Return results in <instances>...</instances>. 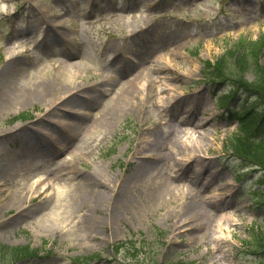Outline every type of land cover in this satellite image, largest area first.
Wrapping results in <instances>:
<instances>
[{"label": "rangeland", "instance_id": "1", "mask_svg": "<svg viewBox=\"0 0 264 264\" xmlns=\"http://www.w3.org/2000/svg\"><path fill=\"white\" fill-rule=\"evenodd\" d=\"M262 35L264 0H0V244L40 250L11 264H256L264 194L200 70Z\"/></svg>", "mask_w": 264, "mask_h": 264}, {"label": "trees", "instance_id": "2", "mask_svg": "<svg viewBox=\"0 0 264 264\" xmlns=\"http://www.w3.org/2000/svg\"><path fill=\"white\" fill-rule=\"evenodd\" d=\"M263 51L264 36L256 42H241L225 52L215 63L204 61L202 68V74L208 82L229 84L228 97L222 99L221 105L229 106V115L238 120L239 129L228 137L226 147L228 152L231 151L232 156L243 163V167L258 173L255 180L261 187L260 193H264V137L262 136L264 134V65L260 62ZM249 73L254 75L253 80L247 77ZM233 97L241 98L236 108H233L231 103ZM25 117L23 115L19 118ZM243 177L239 174L237 178ZM160 235L164 236V232ZM131 240L130 238L127 244L122 243L118 249L122 247H127L129 251L134 249ZM243 244L257 254L256 264H264L263 232L258 228H252L249 240H244ZM0 249L7 251L9 255L6 256L11 260L20 255L29 257L34 253L29 246H0ZM133 256L135 255L127 256L124 264H136Z\"/></svg>", "mask_w": 264, "mask_h": 264}, {"label": "bare ground", "instance_id": "3", "mask_svg": "<svg viewBox=\"0 0 264 264\" xmlns=\"http://www.w3.org/2000/svg\"><path fill=\"white\" fill-rule=\"evenodd\" d=\"M26 126L27 125H24V124L18 125L17 127H15V130L10 134L14 133L15 135H19L20 132H24V133L28 134L26 132ZM20 135L22 136V139L25 138V134H20ZM39 182L42 183V185H44V187L36 189L37 186L34 187V185H33L29 189H27V194L25 195L28 199L27 201H30V199H29L30 194L36 193L39 196H41L42 194H47V189L50 187L51 184L48 185V183H46V180H44L43 177H39L37 180H35L34 184L36 183V185H38ZM55 185L57 188L56 195L52 198H54L55 201L60 202L61 198L68 194V192H67L68 187L66 186V183H60V184H55ZM32 199H34V198H32ZM25 205H26V202L23 205L18 207L21 210V212L25 209V207H23ZM33 213H34V211H32V210L26 211V213L24 215H22V214L20 215V218L22 216H26L27 218H31ZM22 218H24V217H22Z\"/></svg>", "mask_w": 264, "mask_h": 264}]
</instances>
